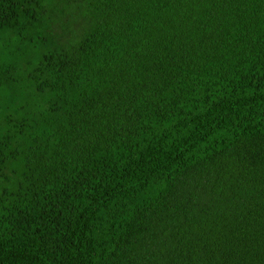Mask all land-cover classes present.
<instances>
[{
    "label": "trees",
    "instance_id": "16d2710c",
    "mask_svg": "<svg viewBox=\"0 0 264 264\" xmlns=\"http://www.w3.org/2000/svg\"><path fill=\"white\" fill-rule=\"evenodd\" d=\"M0 264H264V0H0Z\"/></svg>",
    "mask_w": 264,
    "mask_h": 264
}]
</instances>
